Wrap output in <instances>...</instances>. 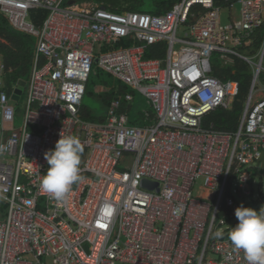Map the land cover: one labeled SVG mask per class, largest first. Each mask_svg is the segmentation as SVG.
Segmentation results:
<instances>
[{"label": "built area", "instance_id": "built-area-1", "mask_svg": "<svg viewBox=\"0 0 264 264\" xmlns=\"http://www.w3.org/2000/svg\"><path fill=\"white\" fill-rule=\"evenodd\" d=\"M71 1L0 0L12 28L37 40L19 101L0 66V264H248L227 233L239 201L253 196L252 171L264 170V42L250 49L264 0H181L163 15ZM39 10L47 16L36 25ZM122 41L132 46L116 49ZM161 43L165 58L146 59ZM236 60L253 73L237 131L204 128L240 92L213 67ZM96 67L120 83L103 122L82 117ZM136 94L147 101L137 115ZM68 135L83 151L79 179L61 203L39 182L45 153Z\"/></svg>", "mask_w": 264, "mask_h": 264}, {"label": "trees", "instance_id": "trees-1", "mask_svg": "<svg viewBox=\"0 0 264 264\" xmlns=\"http://www.w3.org/2000/svg\"><path fill=\"white\" fill-rule=\"evenodd\" d=\"M77 3L86 2L88 0H73ZM102 2L104 6L110 11L116 13L124 12H139L148 13L152 15H163L169 11L174 4L181 0H96ZM218 5H225L222 0H217ZM202 12L203 9H200ZM47 12L39 10L33 12L31 19L36 25H40L46 18ZM190 19L189 23H193ZM264 42V25L257 30L253 37V42L250 49L257 52ZM37 40L27 34L18 32L12 28L8 19L0 12V56L3 62V80L5 88L9 93L20 88L21 83L29 82L30 74L34 65L35 52ZM131 42L122 41L115 46L116 49L120 47H130ZM167 46L165 43L151 46L145 52L146 59H163L166 56ZM100 70L95 68L91 77H97ZM103 72V71H102ZM213 74L222 81L233 80L240 85V92L235 99L231 109H218L203 119V127L213 129L215 131L234 133L237 131L240 117L244 110V104L250 93L253 81V73L250 67L242 62L236 60L235 64L229 68H221L220 64H215L213 67ZM91 79V78H90ZM90 81V80H89ZM26 87L23 89L25 94ZM129 91L128 88L122 86L121 94ZM114 91L102 97V105L106 112L107 107L114 98ZM23 99V98H22ZM82 117L87 121L103 122L104 115L95 116L85 112L82 107ZM5 209V205H0V211Z\"/></svg>", "mask_w": 264, "mask_h": 264}, {"label": "clouds", "instance_id": "clouds-1", "mask_svg": "<svg viewBox=\"0 0 264 264\" xmlns=\"http://www.w3.org/2000/svg\"><path fill=\"white\" fill-rule=\"evenodd\" d=\"M82 151L80 140L68 135L61 136L54 150L45 153L49 167L39 186L57 202H67L72 185L79 179ZM234 214L238 223L230 227L229 241L243 251L248 264H264V206L257 211L241 204Z\"/></svg>", "mask_w": 264, "mask_h": 264}, {"label": "rangeland", "instance_id": "rangeland-1", "mask_svg": "<svg viewBox=\"0 0 264 264\" xmlns=\"http://www.w3.org/2000/svg\"><path fill=\"white\" fill-rule=\"evenodd\" d=\"M82 3H99L96 0H88ZM102 3V2H100ZM239 6H236L233 10V16L236 19L239 18ZM231 21L230 19V11L223 10L221 13V23L222 25H227ZM187 30L185 26H181L178 31V37L184 38ZM215 58H213V62ZM2 63V58L0 56V66ZM1 71V69H0ZM260 86L257 90V96L260 97L264 94V74L260 78ZM120 86V83L111 75L105 73L104 71H99L97 77H91L88 85H87V94L83 101V109L85 112L90 115L102 116L105 114V110L102 105V97L110 92H112L116 87ZM25 97V94H24ZM23 97V99H24ZM143 109H147V101L141 96L135 95V106L134 111L135 115ZM256 168V167H255ZM254 183L252 186L253 196L245 198L243 201H239L240 204H243L244 207H250L257 211L264 206L262 203L260 206L256 207V205L264 200V170L259 168L258 170H253Z\"/></svg>", "mask_w": 264, "mask_h": 264}, {"label": "water", "instance_id": "water-1", "mask_svg": "<svg viewBox=\"0 0 264 264\" xmlns=\"http://www.w3.org/2000/svg\"><path fill=\"white\" fill-rule=\"evenodd\" d=\"M71 4H74L75 2L74 1H71L70 2ZM26 87V83L25 82H22L21 83V86L20 88L16 89L15 92H14V95H13V100L15 101H19L20 100V97L22 96L23 94V89ZM260 162L263 163V168H264V154L262 156V158L260 159ZM262 203H264V200L260 201L256 207L260 206Z\"/></svg>", "mask_w": 264, "mask_h": 264}]
</instances>
